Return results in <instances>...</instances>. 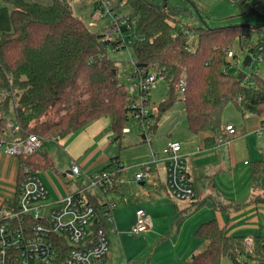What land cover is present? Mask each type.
<instances>
[{"label":"trees","instance_id":"obj_1","mask_svg":"<svg viewBox=\"0 0 264 264\" xmlns=\"http://www.w3.org/2000/svg\"><path fill=\"white\" fill-rule=\"evenodd\" d=\"M74 1L52 0L45 5L4 0L11 7L12 30L0 35V136L15 140L34 135L42 140L36 153L18 158V182L25 168L38 175L57 170L46 148L48 141L59 142L107 117L115 141L120 142L133 115L126 83L109 58L115 43L107 41L104 33L110 25L92 30L74 13ZM102 1L109 2L116 14L127 8L137 21L132 35L135 68L145 75L156 72L166 82L167 97L150 114L151 124L145 131L149 136L178 107L185 113L189 132L206 133L205 143L215 145L226 135L229 124H224L223 115L228 104L243 118L251 108L264 104V80L258 73L235 72L228 57L232 49L251 53L254 48L245 37L263 36L264 24L211 27L210 15L197 0ZM102 1L94 3L93 12L103 9ZM240 72H244L242 78ZM181 81L185 82L183 93ZM10 108L15 133L5 118ZM113 160L115 164L100 171L118 169V158ZM263 174L264 160L252 168L254 192L263 189ZM92 200L99 216L96 229L109 227L101 200ZM184 217L178 214V222ZM196 236L205 247L185 264H222L226 258L240 264L244 256L264 264V238L250 242L229 236L215 220L201 225Z\"/></svg>","mask_w":264,"mask_h":264},{"label":"crops","instance_id":"obj_2","mask_svg":"<svg viewBox=\"0 0 264 264\" xmlns=\"http://www.w3.org/2000/svg\"><path fill=\"white\" fill-rule=\"evenodd\" d=\"M8 6L1 10L6 12L5 18H0L1 34L12 30L7 16L11 7ZM249 112L251 117L241 129L231 122H224L234 125L238 132L230 143L221 146L217 143L207 145L208 134L194 136L188 128L182 129L185 130L183 134H180L182 130L178 132L174 128L177 137L172 136V129L164 130L162 138L165 141L161 140L156 148L151 144V138L157 132L150 134L151 138L143 132L138 139H129L126 133L131 130L127 129L119 142L115 141V134L110 129V119L102 117L61 140L67 169L59 168L61 157H52L59 167L52 170L58 177L48 182L51 188L53 186L54 195L43 182L49 191V200L57 202L88 185L87 180L81 179L74 190L67 182L60 191L54 187V183L65 181L62 178H74L72 169L75 165L80 166L84 175H91L115 164L113 159L118 158V164L125 170L118 173L114 190L109 195V199L117 204L112 213L116 231L110 236V253L105 264H185L193 254L203 250L205 243L196 233L201 225L212 220L217 221L229 236L246 240L264 238V201L255 200L257 197L264 199V174L263 189L254 192L252 188L253 165L264 160V128L260 135L257 133L264 120V104ZM173 141L182 144L181 153L196 192V198L190 202L175 199L168 188V162L162 151ZM148 142L150 151L146 150ZM153 153L156 162L152 163L149 178L137 182L136 173L142 164L152 160ZM18 168V158L0 154V212L14 199L12 191L16 192ZM139 209L146 211L153 224L146 233L135 236L131 231ZM178 214L185 215L181 222H178Z\"/></svg>","mask_w":264,"mask_h":264},{"label":"built area","instance_id":"obj_3","mask_svg":"<svg viewBox=\"0 0 264 264\" xmlns=\"http://www.w3.org/2000/svg\"><path fill=\"white\" fill-rule=\"evenodd\" d=\"M102 1V0H101ZM233 5L236 0H232ZM103 9H98L92 15L96 19L111 16L110 26L104 35L109 42H114V51L132 47L133 33L137 21L129 13H114L110 11L109 2L102 1ZM263 36L245 40L254 50L245 54L232 49L228 52L232 70L243 67L246 56L251 57V64L264 63V27ZM127 76L126 89L131 96L130 107L133 115L143 128L144 132L151 124L150 103L151 91L161 78L156 72L145 75L135 68V63ZM185 82L181 81V93L184 92ZM264 120L257 131L261 134ZM8 129L17 131L15 125L8 123ZM234 125L226 126V135L218 138L217 145L230 143L237 135ZM4 136V137H3ZM0 136V154L11 157L33 155L42 145V140L34 135L26 138L8 140L6 135ZM182 144L173 141L163 148L167 167V184L169 191L177 200L191 201L196 192L182 156ZM156 162L153 153L152 160L140 166L135 175L137 182L149 178L152 163ZM103 170L91 175H84L79 165L72 169V175L88 181L87 186L67 195L57 202L49 200V191L38 174L25 168L23 175L16 186L13 201L5 205L0 212V264H105L110 253V236L116 231L113 225L112 213L117 204L109 199L110 189L115 185L118 173L125 168ZM99 191L103 199L96 196ZM97 197L105 211L109 227L97 228L99 216L92 198ZM152 220L144 209L136 212V222L131 233L139 236L152 227ZM250 241V240H249ZM240 264H254L248 257H241ZM259 264V263H258ZM263 264V263H262Z\"/></svg>","mask_w":264,"mask_h":264},{"label":"rangeland","instance_id":"obj_4","mask_svg":"<svg viewBox=\"0 0 264 264\" xmlns=\"http://www.w3.org/2000/svg\"><path fill=\"white\" fill-rule=\"evenodd\" d=\"M31 2H38L41 4L49 5L52 4V0H26ZM97 0H75L73 4L74 13L81 17L87 25L92 30H100L102 28H105L106 26H109L112 20L111 16H107L105 18L101 19H94L91 15L95 13L93 12V5ZM197 2L200 4L201 7H203L208 15H210L211 19L209 20V25L211 27H225V26H231V25H249V26H259L264 24V0H237L236 4L233 5L232 0H197ZM8 5L4 2V0H0V18H5L6 12H2L1 10L3 8L6 9ZM9 7V6H8ZM122 11L127 14L128 9L124 8ZM8 20L10 19V14L7 15ZM7 19V18H6ZM11 28V26H10ZM1 35V33H0ZM109 58L114 61L116 67L118 68V73L120 75V79L122 82L127 84V76L130 74L134 61H135V54L132 49V47L124 48L119 51L110 50L109 51ZM245 73L255 74L258 73V75L264 80V63L261 65L254 64L253 68H243L242 69ZM235 72H237L235 70ZM151 104H150V110L152 112H155L156 107L158 104L163 102L167 97V87L166 82L164 79H159L157 82L156 87L151 91ZM3 116L0 114V118ZM251 117V112H247L245 118L242 117V115L237 111L235 106L233 104H228L227 107L224 110L223 115V121L224 122H231L237 126L238 129H241L244 125V123H247V118ZM5 118L8 120V123H14L15 121V114L13 108H10L9 112L5 115ZM252 120V119H251ZM249 121V120H248ZM186 121H185V113L182 111V109H178V107L174 108L171 112H169L166 116L163 117L162 121L159 124L158 129L156 130V135L149 136L151 138V144H153L154 148H156L160 141H165L164 138H162V133L165 130L168 132L169 129H172V136L177 137L178 132L182 129H187L185 127ZM168 125V126H167ZM167 126V127H166ZM166 127V128H165ZM174 128H177L175 131ZM131 130L129 133H126L129 139H138L144 132L143 128L140 126L137 119L134 117V115H130V121L128 124V128ZM128 131V130H127ZM165 132V133H166ZM183 134L185 130L181 131ZM138 137V138H137ZM61 141H48L46 148L49 151L50 155L53 158H62L61 166L59 167L61 170H66V158H65V151H63L61 146ZM150 142L147 143L146 150L150 151ZM117 148H119V145L117 144ZM56 162V161H55ZM57 167V166H56ZM57 167V168H58ZM65 174V173H64ZM58 177L54 175L52 171H46L42 175H40V178L42 181L47 185V187L50 189L51 194L54 195V189L49 186L48 182L51 180H55V178ZM62 177V176H60ZM82 178H72L67 179L66 177L62 180H65L64 182H56L54 183V187H58V190H62L64 187L65 182L68 183V186L71 190H74L77 187L78 183H81ZM66 184V183H65ZM94 191L96 196H98L100 199L102 195L99 191ZM15 194V190L12 191V198ZM101 199V200H102ZM6 206L8 204H5ZM252 240H250L251 242ZM205 247V246H204ZM222 264H233L229 259H224Z\"/></svg>","mask_w":264,"mask_h":264},{"label":"water","instance_id":"obj_5","mask_svg":"<svg viewBox=\"0 0 264 264\" xmlns=\"http://www.w3.org/2000/svg\"><path fill=\"white\" fill-rule=\"evenodd\" d=\"M251 64V57L250 56H246L245 60H244V64H243V67L247 68L249 67ZM116 73V71H115ZM244 75V72H240L239 74V78H242V76Z\"/></svg>","mask_w":264,"mask_h":264}]
</instances>
